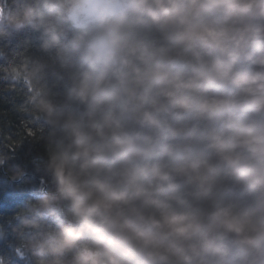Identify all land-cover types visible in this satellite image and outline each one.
Returning a JSON list of instances; mask_svg holds the SVG:
<instances>
[{
    "label": "clouds",
    "instance_id": "obj_1",
    "mask_svg": "<svg viewBox=\"0 0 264 264\" xmlns=\"http://www.w3.org/2000/svg\"><path fill=\"white\" fill-rule=\"evenodd\" d=\"M0 84V264H264V0H0Z\"/></svg>",
    "mask_w": 264,
    "mask_h": 264
},
{
    "label": "trees",
    "instance_id": "obj_2",
    "mask_svg": "<svg viewBox=\"0 0 264 264\" xmlns=\"http://www.w3.org/2000/svg\"><path fill=\"white\" fill-rule=\"evenodd\" d=\"M14 99L19 101V97H16L15 93L5 92L4 85L0 84V152H6L14 157L8 165L0 169V178H7L8 169L13 164L27 167L31 172L32 156L43 152L42 144L35 143L30 138L25 139L17 147L16 142L24 135V130L20 115L13 110ZM32 179L38 183V177L33 176ZM22 187L17 186L15 191L22 190ZM0 194V214L11 215L15 210L16 201L12 197H6L5 192H0Z\"/></svg>",
    "mask_w": 264,
    "mask_h": 264
},
{
    "label": "bare ground",
    "instance_id": "obj_3",
    "mask_svg": "<svg viewBox=\"0 0 264 264\" xmlns=\"http://www.w3.org/2000/svg\"><path fill=\"white\" fill-rule=\"evenodd\" d=\"M0 196H1V194H0ZM5 196H6V197H11V196H9L7 193H5Z\"/></svg>",
    "mask_w": 264,
    "mask_h": 264
}]
</instances>
